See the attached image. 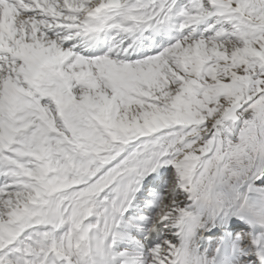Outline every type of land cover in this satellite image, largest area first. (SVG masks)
<instances>
[{
  "label": "snow or ice",
  "instance_id": "snow-or-ice-1",
  "mask_svg": "<svg viewBox=\"0 0 264 264\" xmlns=\"http://www.w3.org/2000/svg\"><path fill=\"white\" fill-rule=\"evenodd\" d=\"M0 264H264V0H0Z\"/></svg>",
  "mask_w": 264,
  "mask_h": 264
}]
</instances>
